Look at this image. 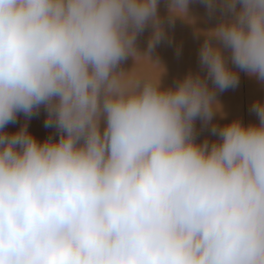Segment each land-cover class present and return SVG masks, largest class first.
Masks as SVG:
<instances>
[{
	"label": "clouds",
	"instance_id": "clouds-1",
	"mask_svg": "<svg viewBox=\"0 0 264 264\" xmlns=\"http://www.w3.org/2000/svg\"><path fill=\"white\" fill-rule=\"evenodd\" d=\"M205 6V73L164 87L159 0H0V264H264V100L211 143L195 128L240 71L264 84V0ZM41 106L57 139L28 130Z\"/></svg>",
	"mask_w": 264,
	"mask_h": 264
},
{
	"label": "bare ground",
	"instance_id": "bare-ground-1",
	"mask_svg": "<svg viewBox=\"0 0 264 264\" xmlns=\"http://www.w3.org/2000/svg\"><path fill=\"white\" fill-rule=\"evenodd\" d=\"M169 0H159V15L165 22L166 36L151 53L153 61H158L164 68L161 83L164 87L174 86L179 79L187 73H205V69L200 67L199 49L205 39L201 33L216 26L221 19L219 8L213 14H209L205 6V0H189L188 16L189 20L172 18L168 12ZM150 28L138 38L137 46L141 53L147 50V38ZM133 60L129 57L121 67L125 70L131 68ZM138 66L143 70L158 73L161 69L149 65L146 61L140 60ZM240 82L237 87L229 88L223 92H217L216 99L221 105L223 117L217 113L213 120L204 125L199 119L196 121V140L209 143L217 140V136L211 131L212 125L217 127L239 118L243 123L248 124L257 122L255 113L250 111L253 101L264 100V84L255 78L248 77L244 71L239 72ZM211 83V82H210ZM244 105V108H243ZM47 118V110L41 106L37 113L27 120L28 130L39 141H44L48 137L57 139L59 133L55 127H45L44 122ZM23 113L18 114L15 123L6 126L8 133L17 131L25 123Z\"/></svg>",
	"mask_w": 264,
	"mask_h": 264
},
{
	"label": "rangeland",
	"instance_id": "rangeland-1",
	"mask_svg": "<svg viewBox=\"0 0 264 264\" xmlns=\"http://www.w3.org/2000/svg\"><path fill=\"white\" fill-rule=\"evenodd\" d=\"M243 108H244V105H243Z\"/></svg>",
	"mask_w": 264,
	"mask_h": 264
}]
</instances>
